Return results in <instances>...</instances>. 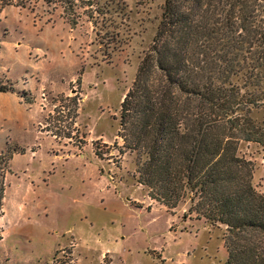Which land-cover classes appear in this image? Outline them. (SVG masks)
I'll return each mask as SVG.
<instances>
[{"label": "rangeland", "instance_id": "374dc122", "mask_svg": "<svg viewBox=\"0 0 264 264\" xmlns=\"http://www.w3.org/2000/svg\"><path fill=\"white\" fill-rule=\"evenodd\" d=\"M228 3L0 0V155L11 157L0 264H225L226 224L191 212L190 196L175 208L152 199L119 132L122 101L166 14L195 32L220 27L196 38L205 50L196 54L216 57L228 51ZM232 80L264 92L244 74ZM250 115L264 126V105ZM238 154L264 194V145L243 140Z\"/></svg>", "mask_w": 264, "mask_h": 264}, {"label": "trees", "instance_id": "16d2710c", "mask_svg": "<svg viewBox=\"0 0 264 264\" xmlns=\"http://www.w3.org/2000/svg\"><path fill=\"white\" fill-rule=\"evenodd\" d=\"M227 1L228 51L216 57L196 54L204 50L196 38L220 27L195 32L168 11L122 101L119 135L137 151L138 181L152 199L175 208L190 196L191 212L226 224L225 264H264V194L252 183L251 162L238 154L243 140L264 145V126L250 115L264 105V92H242L232 80L244 74L264 84V0ZM235 48L245 52L232 54ZM10 159L0 155V218Z\"/></svg>", "mask_w": 264, "mask_h": 264}, {"label": "crops", "instance_id": "0c3cea01", "mask_svg": "<svg viewBox=\"0 0 264 264\" xmlns=\"http://www.w3.org/2000/svg\"><path fill=\"white\" fill-rule=\"evenodd\" d=\"M138 182H139V181H138ZM139 184H141V186H143V184H142V183H140V182H139ZM5 198H6V196H5ZM4 201H5V199H4ZM139 203H141V202H139ZM4 204H5V203H4ZM4 209H5V207H4ZM3 216H4V215H3Z\"/></svg>", "mask_w": 264, "mask_h": 264}]
</instances>
